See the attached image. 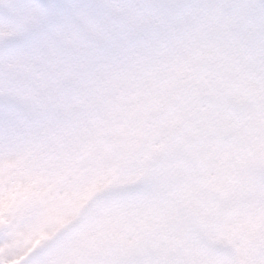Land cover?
I'll use <instances>...</instances> for the list:
<instances>
[{
    "label": "rangeland",
    "instance_id": "1",
    "mask_svg": "<svg viewBox=\"0 0 264 264\" xmlns=\"http://www.w3.org/2000/svg\"><path fill=\"white\" fill-rule=\"evenodd\" d=\"M0 264H264V52L173 45L57 122L0 133Z\"/></svg>",
    "mask_w": 264,
    "mask_h": 264
},
{
    "label": "snow or ice",
    "instance_id": "2",
    "mask_svg": "<svg viewBox=\"0 0 264 264\" xmlns=\"http://www.w3.org/2000/svg\"><path fill=\"white\" fill-rule=\"evenodd\" d=\"M250 32L264 52V0H0V133L68 117L170 46L222 57Z\"/></svg>",
    "mask_w": 264,
    "mask_h": 264
}]
</instances>
